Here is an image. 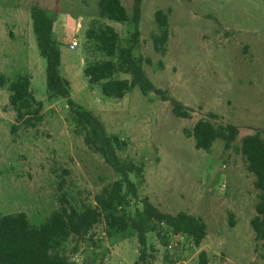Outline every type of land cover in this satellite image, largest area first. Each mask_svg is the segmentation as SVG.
Masks as SVG:
<instances>
[{
	"label": "rangeland",
	"instance_id": "rangeland-1",
	"mask_svg": "<svg viewBox=\"0 0 264 264\" xmlns=\"http://www.w3.org/2000/svg\"><path fill=\"white\" fill-rule=\"evenodd\" d=\"M96 1L0 0V74L7 81L26 76L34 100L42 104L41 122L11 135L13 113L0 88V216L21 212L37 226L60 206L92 204L115 179L101 157L74 134L66 100H44V64L29 18L30 9L38 8L56 23L59 72L69 83V99L95 116L106 135L125 143L120 158L142 166L138 197L163 213L182 212L205 225L197 248L174 238L173 250H164L148 234L151 264H162L164 255L168 264H197L199 252L207 264H264V249L249 226L257 193L238 151L245 135L257 133L264 140V2L141 0L139 46L132 55L149 60L143 72L154 88L189 110V118L180 119L171 114L168 101L153 93L142 96L134 87L121 99H105L97 85H88L82 68L89 23L112 27L122 45L130 32L127 24L97 19ZM118 1L130 16L131 0ZM156 10L167 13L163 56L150 41ZM71 40L77 44L73 50L67 47ZM208 114L215 124L237 128L230 149L215 141L208 152L195 150L192 139L183 135V129ZM89 238L64 244L75 264H132L137 257L134 238H107L101 222Z\"/></svg>",
	"mask_w": 264,
	"mask_h": 264
},
{
	"label": "trees",
	"instance_id": "trees-1",
	"mask_svg": "<svg viewBox=\"0 0 264 264\" xmlns=\"http://www.w3.org/2000/svg\"><path fill=\"white\" fill-rule=\"evenodd\" d=\"M140 3L141 0H131V14L127 16L118 0L96 1L97 19L127 24L130 32L126 44L122 45L112 27L94 21L89 23L83 35L86 49L82 74L88 85L99 87L100 95L105 99H121L136 87L142 96L153 93L161 101H168L175 118L187 119L189 110L154 88L145 76L143 64L148 65L149 60L132 55L139 46ZM29 18L37 53L44 64L45 102L59 98L66 100L74 134L82 138L87 149L101 157L115 179L93 197L92 204L79 209L60 206L37 226H31L21 212L1 215L0 264H75L65 252L64 244L70 240L90 241V231L99 222L103 224L107 238L135 239L137 257L132 264L153 262L151 246H146L148 234L154 235L164 250L174 238L199 247L205 237V225L201 219L182 212L173 215L163 213L146 197H138L142 166L120 158L118 154L125 150V143L116 136L106 135L95 116L69 99V83L59 72V43L51 31L54 21L38 8L30 9ZM153 21L155 32L150 34L152 49L163 56L168 39L167 13L156 10ZM120 74L127 75L128 79L117 78ZM0 88H5L7 106L13 113V123L9 127L11 135L19 129L34 128L41 122L42 104L34 100L26 76L18 75L7 81L0 74ZM213 118L208 114L207 118L198 119L189 130H182L185 137L192 139L195 150L208 152L215 141L221 143L223 150H228L234 142L237 128L231 124H215L210 120ZM238 151L245 171L253 178L252 187L257 193L249 226L254 240L264 249V140L257 133L245 135L240 139ZM167 257L163 256L162 264L171 262ZM197 264H207L203 252L198 253Z\"/></svg>",
	"mask_w": 264,
	"mask_h": 264
},
{
	"label": "built area",
	"instance_id": "built-area-1",
	"mask_svg": "<svg viewBox=\"0 0 264 264\" xmlns=\"http://www.w3.org/2000/svg\"><path fill=\"white\" fill-rule=\"evenodd\" d=\"M77 46L76 42L74 40H72L69 45H68V49L69 50H73L75 47ZM169 247V246H168Z\"/></svg>",
	"mask_w": 264,
	"mask_h": 264
},
{
	"label": "water",
	"instance_id": "water-1",
	"mask_svg": "<svg viewBox=\"0 0 264 264\" xmlns=\"http://www.w3.org/2000/svg\"><path fill=\"white\" fill-rule=\"evenodd\" d=\"M54 22L52 23V25H51V31H53L54 30Z\"/></svg>",
	"mask_w": 264,
	"mask_h": 264
},
{
	"label": "crops",
	"instance_id": "crops-1",
	"mask_svg": "<svg viewBox=\"0 0 264 264\" xmlns=\"http://www.w3.org/2000/svg\"><path fill=\"white\" fill-rule=\"evenodd\" d=\"M64 21H65V19H64ZM54 24L56 25V23H54ZM55 25H54V28H56ZM62 26H64V25H62ZM55 30H56V29H55ZM71 41H72V40H71ZM71 41H70V42H71ZM70 42H68L67 47H68V45H69Z\"/></svg>",
	"mask_w": 264,
	"mask_h": 264
}]
</instances>
